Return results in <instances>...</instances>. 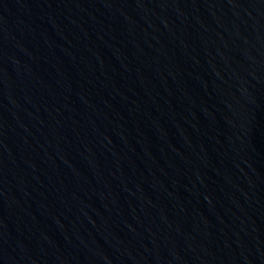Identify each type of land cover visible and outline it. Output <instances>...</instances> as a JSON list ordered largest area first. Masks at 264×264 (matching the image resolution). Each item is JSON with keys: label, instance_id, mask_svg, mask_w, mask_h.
Here are the masks:
<instances>
[{"label": "water", "instance_id": "95a60500", "mask_svg": "<svg viewBox=\"0 0 264 264\" xmlns=\"http://www.w3.org/2000/svg\"><path fill=\"white\" fill-rule=\"evenodd\" d=\"M8 264H264V0H72Z\"/></svg>", "mask_w": 264, "mask_h": 264}]
</instances>
